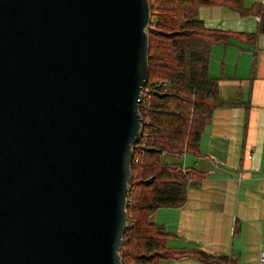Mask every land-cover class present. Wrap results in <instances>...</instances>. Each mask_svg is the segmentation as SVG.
Segmentation results:
<instances>
[{"label":"water","instance_id":"water-1","mask_svg":"<svg viewBox=\"0 0 264 264\" xmlns=\"http://www.w3.org/2000/svg\"><path fill=\"white\" fill-rule=\"evenodd\" d=\"M148 0H0V264H121Z\"/></svg>","mask_w":264,"mask_h":264},{"label":"crops","instance_id":"crops-1","mask_svg":"<svg viewBox=\"0 0 264 264\" xmlns=\"http://www.w3.org/2000/svg\"><path fill=\"white\" fill-rule=\"evenodd\" d=\"M264 0H243L245 9ZM197 17L207 28L233 33L209 48L207 72L217 79L223 105L214 108L199 138L198 154L178 164L203 174L189 185L179 207H158L149 215L163 226L173 251L199 248L227 255L226 264H258L264 248V32L254 40L258 16L222 5H201ZM233 103V104H229ZM159 264L205 263L189 254Z\"/></svg>","mask_w":264,"mask_h":264},{"label":"trees","instance_id":"trees-1","mask_svg":"<svg viewBox=\"0 0 264 264\" xmlns=\"http://www.w3.org/2000/svg\"><path fill=\"white\" fill-rule=\"evenodd\" d=\"M243 0H148V73L138 104L140 132L132 145L131 178L126 195V228L120 246L121 264H159L161 258L189 254L205 263L226 264L227 255L199 248L166 247L162 225L149 215L158 207H179L189 185L203 174L178 164L184 153L198 154L199 138L214 108L223 105L217 79L207 72L209 48L234 35L207 28L197 17L201 5H222L240 14L258 16L254 40L264 32V9ZM233 104V103H229Z\"/></svg>","mask_w":264,"mask_h":264},{"label":"built area","instance_id":"built-area-1","mask_svg":"<svg viewBox=\"0 0 264 264\" xmlns=\"http://www.w3.org/2000/svg\"><path fill=\"white\" fill-rule=\"evenodd\" d=\"M258 264H264V248L263 251L259 254Z\"/></svg>","mask_w":264,"mask_h":264}]
</instances>
